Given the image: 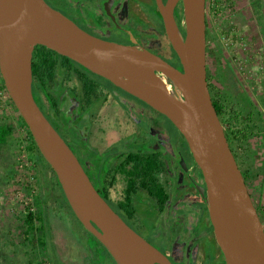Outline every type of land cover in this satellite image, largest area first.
<instances>
[{
  "label": "water",
  "instance_id": "water-1",
  "mask_svg": "<svg viewBox=\"0 0 264 264\" xmlns=\"http://www.w3.org/2000/svg\"><path fill=\"white\" fill-rule=\"evenodd\" d=\"M178 1L182 4L183 37L173 18ZM155 2L181 70L136 45L120 46L86 33L45 0H0L4 91L27 126L37 152L49 164L71 212L106 248L114 264L171 263L109 207L41 112L31 90L32 56L40 45L79 63L163 115L182 135L201 169L207 214L225 264H264L263 227L207 89L205 0ZM133 47L139 53L123 54ZM151 74H172L180 92L165 80L154 81Z\"/></svg>",
  "mask_w": 264,
  "mask_h": 264
},
{
  "label": "flooded vegetation",
  "instance_id": "flooded-vegetation-1",
  "mask_svg": "<svg viewBox=\"0 0 264 264\" xmlns=\"http://www.w3.org/2000/svg\"><path fill=\"white\" fill-rule=\"evenodd\" d=\"M45 1L86 33L120 46L136 45L181 70L155 0ZM173 18L183 37L180 1L173 8ZM48 49H34L32 61L36 52L48 56L55 67V80L48 83L46 93L44 84L32 80V94L98 194L171 264H225L207 214L201 169L182 135L137 97ZM206 67L208 92L218 103ZM64 80L71 84L65 86ZM239 169L245 173L249 193H255L247 184L249 171ZM102 264L112 263L105 257Z\"/></svg>",
  "mask_w": 264,
  "mask_h": 264
},
{
  "label": "rangeland",
  "instance_id": "rangeland-1",
  "mask_svg": "<svg viewBox=\"0 0 264 264\" xmlns=\"http://www.w3.org/2000/svg\"><path fill=\"white\" fill-rule=\"evenodd\" d=\"M205 4L210 89L227 106L219 120L224 131L245 128L249 133L245 148L235 144L233 150L239 168L249 171L251 192L256 191L264 175V0H205ZM64 81L65 86L71 84ZM17 115L8 94L0 93V123L14 129L0 148V264H87L92 253L85 246V230L61 200L49 169L39 170L34 158L25 154V129ZM40 196L48 223L46 246L32 247L21 242V220Z\"/></svg>",
  "mask_w": 264,
  "mask_h": 264
},
{
  "label": "trees",
  "instance_id": "trees-1",
  "mask_svg": "<svg viewBox=\"0 0 264 264\" xmlns=\"http://www.w3.org/2000/svg\"><path fill=\"white\" fill-rule=\"evenodd\" d=\"M205 34H206V43L208 44L209 34H208L207 29H206V22H205ZM40 47H44V46L40 45ZM39 49L40 48L37 49V52L39 51ZM48 50L52 52V50H50V49H48ZM207 50H208V45H206V52H207ZM37 52L34 54V60L31 63L32 64V75H33L32 80H33V82L36 81L38 84L39 83L44 84L43 92L46 93V90H47L46 87H49L48 83L50 81L53 82V79L55 80L54 74L56 73V71L54 70L55 67H54V64L51 62L50 58L48 56H45L42 54L37 55ZM52 54H55L56 56H58L64 60H67V61L70 60V59L69 60L66 59L65 57L59 56L54 52H52ZM70 61H72V60H70ZM207 89H209L208 85H207ZM1 90L4 91V87H3L1 79H0V91ZM9 101L13 104V102L10 98H9ZM212 103L214 105L216 115L219 118L225 112L227 106L224 104V101L222 99L218 103L216 101L212 100ZM14 108H15V106H14ZM17 119H18L19 124L25 129V133H24L25 140H26V145L24 146L25 154L28 155L29 157H31L32 159L34 158V161H35L34 164H35V166L36 165L39 166V170L41 168L49 169V172L53 176L54 183H55V185H57L59 192L64 199L63 202H64L65 206L71 212L70 208L68 207V205L66 203V199L64 197V194H63L60 186L58 185V183L55 179V176L51 171V168L49 167V164L46 162V160L43 158V156L37 152V149H36V147L32 141V136H31L27 126L23 123V121L21 120L19 115H17ZM13 132H14V129H13L12 125L0 123V148L6 144L7 139H9V137L13 134ZM225 134H226L228 140L231 139L230 141L233 142V145L236 144V147H238V148L239 147L245 148L244 144H246V140L249 138V133L247 130H245V128L241 129V130H236L235 132L230 130L229 133L225 132ZM244 174L245 173L241 174L243 177V180L246 177ZM244 182H245V180H244ZM41 200H42L41 196L39 198H36L35 200H33L32 205L34 206L35 210L26 208L24 210V213H23L24 217L21 220L22 225H23V230H21V234H20L21 242L26 243L32 247H36V246L44 247V246H46L45 245L46 244L45 237H46V231L48 230V223L46 221V217H45L43 210L41 208V204H42ZM39 205H40V207H39ZM72 215H73V213H72ZM79 225L81 226L80 223H79ZM84 232H85V236H86L85 246L87 247L88 252L92 253V256L88 254V256L86 257V260L88 262V263L87 262L86 263L90 264L91 261L93 260V261H96L95 262L96 264H102V262L105 261V257H106L111 261L112 264H114L113 263L114 261L111 258V256L109 255L106 248L103 245L99 244L90 234H88L86 232V230Z\"/></svg>",
  "mask_w": 264,
  "mask_h": 264
},
{
  "label": "built area",
  "instance_id": "built-area-1",
  "mask_svg": "<svg viewBox=\"0 0 264 264\" xmlns=\"http://www.w3.org/2000/svg\"><path fill=\"white\" fill-rule=\"evenodd\" d=\"M0 93H5V91H0ZM263 187H261V185L257 188V190L255 191V193H250L252 202H253V206L255 208L256 214L258 215L260 222L262 224L263 227V231H264V175H263ZM37 264H47V263H43L42 261H39Z\"/></svg>",
  "mask_w": 264,
  "mask_h": 264
},
{
  "label": "bare ground",
  "instance_id": "bare-ground-1",
  "mask_svg": "<svg viewBox=\"0 0 264 264\" xmlns=\"http://www.w3.org/2000/svg\"><path fill=\"white\" fill-rule=\"evenodd\" d=\"M139 49L137 47H133L131 48V50H126L123 52L124 55L126 56H130L132 54H136V53H139L138 52ZM149 77H151L154 81L156 82H161V81H167L170 83V85L172 86V88L174 89L175 92H180V89L178 86H176L173 82H174V76H172V74H168L166 75L165 77H160L158 75H150Z\"/></svg>",
  "mask_w": 264,
  "mask_h": 264
}]
</instances>
